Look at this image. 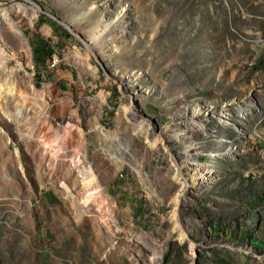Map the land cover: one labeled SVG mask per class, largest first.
Instances as JSON below:
<instances>
[{
  "label": "rangeland",
  "instance_id": "374dc122",
  "mask_svg": "<svg viewBox=\"0 0 264 264\" xmlns=\"http://www.w3.org/2000/svg\"><path fill=\"white\" fill-rule=\"evenodd\" d=\"M3 11L0 264H264V0ZM187 152L208 173L177 202Z\"/></svg>",
  "mask_w": 264,
  "mask_h": 264
},
{
  "label": "bare ground",
  "instance_id": "6f19581e",
  "mask_svg": "<svg viewBox=\"0 0 264 264\" xmlns=\"http://www.w3.org/2000/svg\"><path fill=\"white\" fill-rule=\"evenodd\" d=\"M2 16L6 17L7 12L3 11L0 14V21L2 20ZM13 35L17 41L19 42L22 41L23 37L20 33L14 31ZM0 88H2L1 85ZM123 109L126 115L128 116L129 114L132 115L129 117V119L132 121L134 125H136V127L140 128L142 125V119L140 118L141 114L136 110V108L133 105H131L130 107L125 106ZM166 132H167L166 130H163L159 134L155 135L154 131L151 130L150 133L148 134L150 143L152 144L155 143L157 140H161V138L165 136ZM186 154L187 155L185 157L186 158L185 161H180L179 154H175L172 157L173 164L175 165L174 178L176 179L177 185L179 186L178 192L176 193L175 196L177 202L185 201L188 189L190 188L189 187L190 184L199 185V183L203 181L204 178H206V174L208 173L207 171H205L204 166L196 158L190 157V154L188 152ZM72 162H73V167L71 166V164L67 163L66 160H64V164L66 165V169H67V174L70 176L71 173L74 171V168H78V170L81 172V176L83 177L84 186L91 187V184H93V179L92 177L88 178V176L91 174L90 170L86 171L83 168H81L83 164V160L79 157L76 160L71 159V163ZM94 198L95 197L92 196L91 193L88 195V197L84 200L85 204L82 206L84 210L91 204ZM180 237L185 238L186 234L184 232H181ZM109 243H110V236L107 233L104 237L99 239V242L95 243V246L97 250L99 249V251H102ZM88 249L90 250V247Z\"/></svg>",
  "mask_w": 264,
  "mask_h": 264
},
{
  "label": "built area",
  "instance_id": "2783aa9c",
  "mask_svg": "<svg viewBox=\"0 0 264 264\" xmlns=\"http://www.w3.org/2000/svg\"><path fill=\"white\" fill-rule=\"evenodd\" d=\"M53 62H55V59L53 58Z\"/></svg>",
  "mask_w": 264,
  "mask_h": 264
}]
</instances>
